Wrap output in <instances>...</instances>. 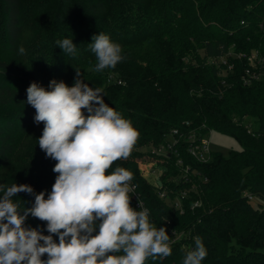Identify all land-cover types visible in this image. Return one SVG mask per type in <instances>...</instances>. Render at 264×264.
<instances>
[{
	"label": "trees",
	"instance_id": "16d2710c",
	"mask_svg": "<svg viewBox=\"0 0 264 264\" xmlns=\"http://www.w3.org/2000/svg\"><path fill=\"white\" fill-rule=\"evenodd\" d=\"M27 1L0 0V176L15 170L4 185L28 184L47 198L56 161L39 147L44 125L34 123L26 90L32 82L47 89L53 79L72 86L76 68L139 132L129 157L108 172L130 171L150 222L183 233L171 255L145 264H183L196 238L207 252L202 264H264V0ZM101 32L124 58L96 72L88 44ZM65 38L77 45L75 56L58 47ZM174 130L181 135L176 155H152ZM211 131L241 150L211 153L205 163L190 157L188 137ZM154 160L164 168L158 187L139 171ZM12 199L21 210L34 202L23 192ZM130 204L136 209L132 197ZM25 224L49 234L46 222L30 215Z\"/></svg>",
	"mask_w": 264,
	"mask_h": 264
},
{
	"label": "clouds",
	"instance_id": "9594fccd",
	"mask_svg": "<svg viewBox=\"0 0 264 264\" xmlns=\"http://www.w3.org/2000/svg\"><path fill=\"white\" fill-rule=\"evenodd\" d=\"M56 43L63 52L77 54L72 38ZM88 47L96 72L115 68L124 58L121 46L103 32ZM75 71L72 86L53 79L47 89L32 82L26 90L27 104L36 111L34 123L44 125L39 147L56 161L57 175L47 198L28 184L0 185V264H145L168 257L166 229L150 222L147 208L137 211L130 204L131 172L123 167L108 172L115 161L129 157L139 132L105 103L102 89L90 87ZM22 192L34 196L23 210L12 199ZM29 215L46 222L49 234L26 226ZM206 255L196 238L183 264H202Z\"/></svg>",
	"mask_w": 264,
	"mask_h": 264
},
{
	"label": "built area",
	"instance_id": "2783aa9c",
	"mask_svg": "<svg viewBox=\"0 0 264 264\" xmlns=\"http://www.w3.org/2000/svg\"><path fill=\"white\" fill-rule=\"evenodd\" d=\"M209 134H210V132H208V134L203 135L200 138H197L196 136L191 135L187 139V141L189 142V145L187 148V154L200 163H205L210 159L211 152L208 148V136H209ZM177 136L181 137V135H178V132L176 130L172 131L170 137L168 138V141L166 143L162 144L161 146L157 147V148H153L151 150V154L161 157L162 161L170 158V155L172 153L176 155L177 150H175L174 147L179 143V140L176 138ZM157 162H158L157 160H154V161H150L148 163L142 162L139 164V169H140L141 174L144 178H145V176H144L143 172L145 171V169L147 167L150 168V170H151L150 173L152 175H155L154 182L152 184L155 187L160 186L159 178L162 175V173L164 172V168L162 166L158 165ZM177 165H179V169H180V172L182 173V176L184 177V180L191 182V179L189 177V174H190L189 167L182 166L180 160L177 161ZM130 184L133 187V191H131L129 193V195L135 201V205H134L135 208L137 210H140L141 208H145L144 204L140 200L139 194L136 190V186L134 184H132L131 182H130ZM158 196L161 199L166 198V194L164 191H158ZM249 199H250V197H249ZM173 205L175 208H177L179 210L182 209L179 201H177V200L174 201ZM199 205H200L199 202H195L193 204L192 208L198 207ZM167 233L170 236V244L179 243L181 238L183 237V233L176 232L175 230H172V229H168Z\"/></svg>",
	"mask_w": 264,
	"mask_h": 264
},
{
	"label": "rangeland",
	"instance_id": "374dc122",
	"mask_svg": "<svg viewBox=\"0 0 264 264\" xmlns=\"http://www.w3.org/2000/svg\"><path fill=\"white\" fill-rule=\"evenodd\" d=\"M28 4H33L34 1H27ZM34 23L37 24V22H30V26H36ZM221 61V60H220ZM208 148L211 153H219L222 156L226 157L230 151H240L241 146L234 140L233 138L229 136L222 135L218 132L211 131L208 136ZM140 171V169H139ZM141 172V171H140ZM151 170L149 167L145 169L143 172L145 178L153 184L155 175H152ZM15 170L11 169L7 171V173L2 174L0 176V185H4V183H8L11 178L14 176ZM142 175V174H141Z\"/></svg>",
	"mask_w": 264,
	"mask_h": 264
}]
</instances>
